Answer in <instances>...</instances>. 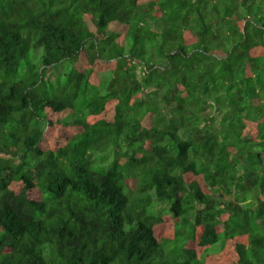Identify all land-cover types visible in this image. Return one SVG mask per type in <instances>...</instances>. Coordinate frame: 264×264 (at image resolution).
I'll list each match as a JSON object with an SVG mask.
<instances>
[{
	"label": "trees",
	"instance_id": "trees-1",
	"mask_svg": "<svg viewBox=\"0 0 264 264\" xmlns=\"http://www.w3.org/2000/svg\"><path fill=\"white\" fill-rule=\"evenodd\" d=\"M0 264H264V0H0Z\"/></svg>",
	"mask_w": 264,
	"mask_h": 264
},
{
	"label": "rangeland",
	"instance_id": "rangeland-1",
	"mask_svg": "<svg viewBox=\"0 0 264 264\" xmlns=\"http://www.w3.org/2000/svg\"><path fill=\"white\" fill-rule=\"evenodd\" d=\"M58 72L60 71V68H58V69H56ZM160 207H161V205H159L158 206V208L156 207L154 210H155V212H157L158 211V209H160ZM216 246V245H215ZM215 246H213V247H215ZM213 247H212V249H213Z\"/></svg>",
	"mask_w": 264,
	"mask_h": 264
}]
</instances>
